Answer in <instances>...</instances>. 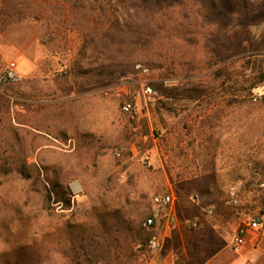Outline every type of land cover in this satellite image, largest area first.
<instances>
[{
    "label": "rangeland",
    "instance_id": "rangeland-1",
    "mask_svg": "<svg viewBox=\"0 0 264 264\" xmlns=\"http://www.w3.org/2000/svg\"><path fill=\"white\" fill-rule=\"evenodd\" d=\"M198 3L188 38L160 32L144 57L164 68L99 88L95 58L114 51L107 0H0V77L15 76L0 89V264H71L82 247V264H151L154 235L178 264H218L264 210V0ZM222 67L227 85L207 87ZM162 83L181 97L151 93ZM53 184L69 209L47 207ZM240 184V207L226 208ZM157 194L175 196L178 223L148 231Z\"/></svg>",
    "mask_w": 264,
    "mask_h": 264
},
{
    "label": "trees",
    "instance_id": "trees-1",
    "mask_svg": "<svg viewBox=\"0 0 264 264\" xmlns=\"http://www.w3.org/2000/svg\"><path fill=\"white\" fill-rule=\"evenodd\" d=\"M100 1L101 0H94L96 4ZM107 1L113 18H110V27L105 37L108 40V45L114 49V51L110 52L111 54L109 56L103 55V59H101L100 62H98V59L101 57L95 58L96 60L93 64L96 65L94 70L97 76L95 86L99 88H107L119 84L122 80H128L146 70L164 68V65L152 64L151 62L145 61L144 58L149 57L148 55L151 49L155 47V39L158 33L162 32L165 33V35L171 33L174 36H178V39H187L191 34L189 29L193 25L192 21L198 20L199 16L196 13L200 15L203 14V8L197 6L199 0ZM190 5L199 7L200 11H195L193 8L189 9L188 7H190ZM190 22L191 24H189ZM168 25L174 27L167 28ZM228 59L229 57L223 58L220 62L224 63ZM170 65H172V63ZM138 66H140V68H137ZM183 72L187 73L188 71ZM257 74L254 88L264 86V66L258 67ZM190 76L191 74L189 73H187V75L182 74L181 78L187 79ZM175 77L178 76L175 75ZM209 77L211 80L207 87H212V85L217 82L220 83L218 84V88L225 87L228 83L227 67L220 68ZM11 84H13V80L1 82L0 89H4L5 92L9 93L8 87H10ZM152 87L153 91L167 102L173 100L177 101V99L181 97V86L169 87L162 83ZM163 105L165 109H169L168 103ZM2 162L4 161L2 160ZM1 169L4 172L8 171L5 166H1ZM44 189V200L47 207L51 208L52 205L56 204L63 206L65 209L70 208V200L65 198V193L60 194L57 184L48 187L45 186ZM262 213H264V210L261 214ZM151 216L152 212L145 220L151 218ZM78 257L79 259H75L77 260V264H82L81 258L83 261L88 258L87 251L84 247L80 248ZM75 260L74 257H72L71 264H73Z\"/></svg>",
    "mask_w": 264,
    "mask_h": 264
},
{
    "label": "built area",
    "instance_id": "built-area-1",
    "mask_svg": "<svg viewBox=\"0 0 264 264\" xmlns=\"http://www.w3.org/2000/svg\"><path fill=\"white\" fill-rule=\"evenodd\" d=\"M7 80H15V76L11 72H4L0 77V83ZM151 93L157 94L152 91ZM131 109L130 105L124 106V111L129 112ZM264 188V184L261 185ZM241 184L233 189L230 198H228L224 206L228 209H237L241 205L240 193ZM203 201L202 196L196 194L192 197V202L195 204H201ZM176 198L173 194H157L152 200V216L143 223L145 230H154L157 227L158 222L163 218H166L171 226H176L178 221L175 214ZM215 211L214 205H209L205 210L206 216H211ZM187 227L191 230L199 229L203 226L200 219H193L186 223ZM257 235L260 238L264 237V213L250 214L245 216L241 223L235 229V232L230 240L229 249L235 254L239 255L247 242L250 235ZM147 248L152 254H159L162 249V243L157 235L152 236L148 243ZM245 264H253V261L249 259Z\"/></svg>",
    "mask_w": 264,
    "mask_h": 264
},
{
    "label": "crops",
    "instance_id": "crops-1",
    "mask_svg": "<svg viewBox=\"0 0 264 264\" xmlns=\"http://www.w3.org/2000/svg\"><path fill=\"white\" fill-rule=\"evenodd\" d=\"M205 196L208 195L205 193ZM203 198L205 199L204 196ZM228 250L218 252V264H245L249 259L253 261V264H264V237L250 235L239 255L233 254L229 249V245ZM155 256L151 264H178L175 254L169 250Z\"/></svg>",
    "mask_w": 264,
    "mask_h": 264
}]
</instances>
